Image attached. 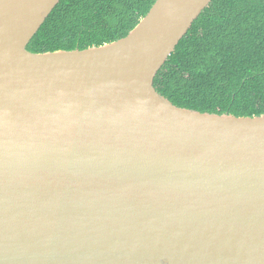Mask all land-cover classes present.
Wrapping results in <instances>:
<instances>
[{
  "label": "water",
  "instance_id": "water-1",
  "mask_svg": "<svg viewBox=\"0 0 264 264\" xmlns=\"http://www.w3.org/2000/svg\"><path fill=\"white\" fill-rule=\"evenodd\" d=\"M212 1L157 0L120 40L33 53L61 0H0V264H264V114L155 88Z\"/></svg>",
  "mask_w": 264,
  "mask_h": 264
},
{
  "label": "trees",
  "instance_id": "trees-1",
  "mask_svg": "<svg viewBox=\"0 0 264 264\" xmlns=\"http://www.w3.org/2000/svg\"><path fill=\"white\" fill-rule=\"evenodd\" d=\"M157 0H61L28 50H84L126 37ZM175 105L264 114V0H213L155 79Z\"/></svg>",
  "mask_w": 264,
  "mask_h": 264
}]
</instances>
